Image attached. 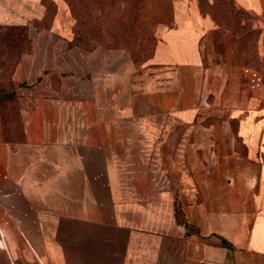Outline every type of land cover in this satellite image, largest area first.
<instances>
[{
	"label": "crops",
	"instance_id": "0c3cea01",
	"mask_svg": "<svg viewBox=\"0 0 264 264\" xmlns=\"http://www.w3.org/2000/svg\"><path fill=\"white\" fill-rule=\"evenodd\" d=\"M27 5L39 0H0L1 37ZM179 6L141 86L105 49L95 63L68 34L33 31L6 131L0 108V250L13 261L264 264V83L235 34Z\"/></svg>",
	"mask_w": 264,
	"mask_h": 264
},
{
	"label": "rangeland",
	"instance_id": "374dc122",
	"mask_svg": "<svg viewBox=\"0 0 264 264\" xmlns=\"http://www.w3.org/2000/svg\"><path fill=\"white\" fill-rule=\"evenodd\" d=\"M259 1V14L243 6L240 0H39L34 9L27 5L25 24L9 25L2 37L0 34V96L6 95L0 98V107L6 128L18 121L14 101L19 94L14 73L22 53H34L33 31L57 30L68 34V48L95 54V63L97 50L105 49L108 68L116 63L125 82L137 80L141 86L147 78L145 62L155 52L162 31L175 24L177 4L187 12L199 11L226 29L233 24L242 25L251 36L258 60L264 61V0ZM56 23L62 28L56 29ZM262 69L258 70L262 73ZM129 91L127 83L123 95ZM19 119L21 122V116ZM211 122L208 117L196 121L205 126ZM10 137L16 139L17 135ZM3 245L0 237V249Z\"/></svg>",
	"mask_w": 264,
	"mask_h": 264
},
{
	"label": "trees",
	"instance_id": "16d2710c",
	"mask_svg": "<svg viewBox=\"0 0 264 264\" xmlns=\"http://www.w3.org/2000/svg\"><path fill=\"white\" fill-rule=\"evenodd\" d=\"M216 25L220 29L224 28L217 23H216ZM243 28L244 27L242 25L237 26V24H233V26H231L227 29L231 33H233L237 36L239 46L245 52V64H246V66H249V67L256 69L261 74V79L264 83V61L258 60V56L256 55V49H255V51H253L254 44L250 43L251 36L248 32L244 31ZM255 34H256V36H255V40H256L257 33L255 32ZM254 57H257L256 60H254ZM260 68H263L262 73L258 70ZM13 87L15 88L16 86L13 85ZM4 97H6V95L0 96L1 99H4ZM1 110H2V108H1ZM3 119H4V113H3ZM6 129H8V128H6V125H5V131H6ZM0 264H21V261H18L16 259H15V261H13L11 259V257L8 255L6 250H0Z\"/></svg>",
	"mask_w": 264,
	"mask_h": 264
}]
</instances>
